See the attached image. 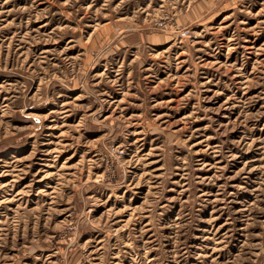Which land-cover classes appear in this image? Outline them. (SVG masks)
I'll return each instance as SVG.
<instances>
[{
    "label": "rangeland",
    "instance_id": "obj_1",
    "mask_svg": "<svg viewBox=\"0 0 264 264\" xmlns=\"http://www.w3.org/2000/svg\"><path fill=\"white\" fill-rule=\"evenodd\" d=\"M0 264H264V0H0Z\"/></svg>",
    "mask_w": 264,
    "mask_h": 264
}]
</instances>
